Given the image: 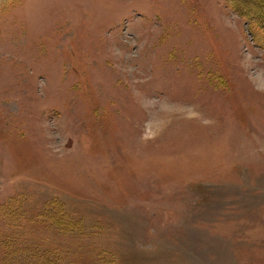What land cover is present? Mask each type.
Wrapping results in <instances>:
<instances>
[{"label": "rangeland", "instance_id": "374dc122", "mask_svg": "<svg viewBox=\"0 0 264 264\" xmlns=\"http://www.w3.org/2000/svg\"><path fill=\"white\" fill-rule=\"evenodd\" d=\"M254 1L0 10V264H264Z\"/></svg>", "mask_w": 264, "mask_h": 264}, {"label": "trees", "instance_id": "16d2710c", "mask_svg": "<svg viewBox=\"0 0 264 264\" xmlns=\"http://www.w3.org/2000/svg\"><path fill=\"white\" fill-rule=\"evenodd\" d=\"M11 1L12 0H0V10H3L5 8V6H7V4H9V2H11ZM226 1L228 3V6H230L234 10V12H236L240 16L241 15L244 16V18L248 19V22L251 23V21H250V20H252V19H250L251 17L249 18L248 15L244 14L243 11L237 10V8H236V6H235L234 3L235 2H238L239 4H245V5H251V6H253V5H257V1H254V0H226ZM261 29L263 30L264 28L261 27ZM251 35H253V34H251ZM259 35L261 37V42H264V30L261 31Z\"/></svg>", "mask_w": 264, "mask_h": 264}]
</instances>
